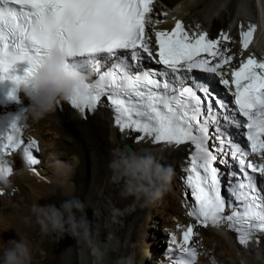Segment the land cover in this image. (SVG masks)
<instances>
[{
    "label": "bare ground",
    "instance_id": "6f19581e",
    "mask_svg": "<svg viewBox=\"0 0 264 264\" xmlns=\"http://www.w3.org/2000/svg\"><path fill=\"white\" fill-rule=\"evenodd\" d=\"M149 16L151 23L145 31L155 54L159 50L155 32L170 31L177 20L189 34L203 32L215 40H221L222 35L230 38L221 40L220 47L224 57L232 56V61L219 69L229 84L220 83L221 77L215 75V92L235 91L231 73L250 56L264 61V0H155ZM250 28L253 35L244 49L240 34ZM28 103L17 99L0 106V113L21 114V132L25 139L38 141L40 157L39 164L26 170L19 149L9 155L0 151L13 169L11 185L0 186V246L23 241L30 249L29 262L35 264H48L49 255L59 250L64 255L57 264H166L169 259L162 243L176 247L172 236L179 243L183 232L192 226L190 245L197 247L196 264H264V234L240 247L223 223L204 225L188 215L183 178L188 175L194 145L151 143V137L140 142L136 138L140 134L119 129L114 109L106 101L94 111L81 112L68 100H59L39 117L27 109ZM3 129L0 124V131ZM121 156L138 168L136 179L110 167V162ZM260 160L264 164V158ZM157 166L170 170L171 176L159 195H151L159 187L154 175ZM213 166L222 172L215 163ZM128 187L140 190L124 194ZM73 197L83 203V212L74 210L75 217H86V224L76 228L65 214L63 244L60 239L36 242L32 233L41 224L33 206L60 208ZM155 237L156 242L152 240Z\"/></svg>",
    "mask_w": 264,
    "mask_h": 264
},
{
    "label": "snow or ice",
    "instance_id": "6c2138e0",
    "mask_svg": "<svg viewBox=\"0 0 264 264\" xmlns=\"http://www.w3.org/2000/svg\"><path fill=\"white\" fill-rule=\"evenodd\" d=\"M153 0H0V82L11 81L7 98L17 100L18 86L30 79L39 59L53 47L65 52L71 66L90 70L95 78L82 81L68 99L81 112L94 111L106 98L115 113V124L121 131L130 129L140 135L142 142L151 137L154 143H190L194 152L186 169L187 187L191 189L195 205L189 216L204 225L226 222L238 234V242L247 246L257 233L264 234V164L247 160L251 153L264 158V61L249 57L232 71L235 104L246 122L234 120L239 128L247 129V146L232 143L229 150L238 158L242 177L233 184L230 196L221 193L222 181L213 166L218 157L209 146L210 126L223 123L219 110L226 105L209 95V88L194 89L173 81L183 79L180 74L199 69L220 76V83L228 85L219 69L232 61L223 55L221 40L210 39L207 33L189 34L177 20L170 31H156L159 64L163 71H140L139 62L147 53L153 55L145 31L151 23ZM18 6V7H17ZM253 28L241 32L244 49L249 47ZM217 57L219 59L217 60ZM132 61L137 65L133 66ZM215 61V62H213ZM20 66V67H18ZM22 73V74H18ZM165 77L161 80L160 77ZM203 92V97L198 94ZM19 116L12 117L0 131V151L9 155L24 145V155L30 165L39 161L34 156L36 141H25L18 125ZM225 120L227 117L225 116ZM223 139V138H221ZM5 165L9 166L7 160ZM193 227L183 232V239L172 243L180 249L178 264H196L197 250L190 245Z\"/></svg>",
    "mask_w": 264,
    "mask_h": 264
},
{
    "label": "clouds",
    "instance_id": "9594fccd",
    "mask_svg": "<svg viewBox=\"0 0 264 264\" xmlns=\"http://www.w3.org/2000/svg\"><path fill=\"white\" fill-rule=\"evenodd\" d=\"M36 63L35 74L18 86V92L22 93L29 102L27 109L35 117L51 111L59 100H68L73 91L80 88L82 81L87 80L90 75V70L86 74L84 70L71 66L65 52L58 46L51 48L48 54ZM22 159L25 164L28 163L25 155ZM145 159L150 162V158L146 157ZM110 167L116 171H123L133 179L138 177V168H133L132 164L123 156L111 161ZM12 175L13 169L9 170L3 157L0 156V186L9 187ZM154 175L156 181L159 182V187L151 195H159L169 182L171 172L157 166ZM139 190V187H128L124 194H135ZM32 210L45 232L50 226L63 231L65 214L76 228H79L81 224H86V217L82 216L79 220L75 217V211L83 212V203L75 197L63 201L60 208H56L55 205H34ZM8 243L11 247L0 246V251H2L0 260L3 264H29L31 255L28 245L23 241H9Z\"/></svg>",
    "mask_w": 264,
    "mask_h": 264
},
{
    "label": "rangeland",
    "instance_id": "374dc122",
    "mask_svg": "<svg viewBox=\"0 0 264 264\" xmlns=\"http://www.w3.org/2000/svg\"><path fill=\"white\" fill-rule=\"evenodd\" d=\"M47 164H49V163H47ZM149 233H151V232H149ZM32 234L36 237V242L40 241L42 238H46L48 240L49 239L50 240L54 239V241H58L60 239L61 243L63 244V240L65 239L66 232H65V229L63 231H61V230H58V229H53L51 226L49 227L48 231L45 232V231L42 230V226L39 225L38 228L33 230ZM152 240L154 242H156V240H158V239L155 237ZM36 245L37 244H35L34 247H37ZM162 245L166 246V243H162ZM41 252H42V249H39L38 250V255L42 257ZM63 255H64V253L62 251H60V250H59V252H56L55 254L49 255L50 257L47 258L48 264H57V260ZM240 263L242 264V262H240ZM29 264H35V263L34 262H29Z\"/></svg>",
    "mask_w": 264,
    "mask_h": 264
}]
</instances>
